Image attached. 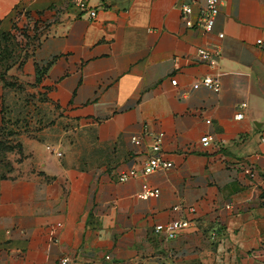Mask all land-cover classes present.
Here are the masks:
<instances>
[{
	"label": "crops",
	"instance_id": "obj_1",
	"mask_svg": "<svg viewBox=\"0 0 264 264\" xmlns=\"http://www.w3.org/2000/svg\"><path fill=\"white\" fill-rule=\"evenodd\" d=\"M184 1L89 0L88 18L67 0H0V32L21 8L42 26L24 77L41 76L36 89L59 130L26 140L0 176V264H57L63 255L100 264L105 254L113 264H264L252 255L264 240V0H221L210 32L181 22ZM194 1L196 16L203 0ZM208 46L219 53L215 67L195 58ZM217 72L218 92L192 88ZM64 119L83 134L84 151L64 141ZM156 133L172 166L141 175ZM130 170L137 174L119 179ZM143 183L159 195L137 197ZM178 218L191 223L175 238L154 231Z\"/></svg>",
	"mask_w": 264,
	"mask_h": 264
},
{
	"label": "rangeland",
	"instance_id": "obj_2",
	"mask_svg": "<svg viewBox=\"0 0 264 264\" xmlns=\"http://www.w3.org/2000/svg\"><path fill=\"white\" fill-rule=\"evenodd\" d=\"M13 25L9 33L0 35V81L7 89L0 125V176L10 173L22 159L26 140L45 142L59 132L52 127L58 118L36 89L41 76L37 83L24 77L29 76L25 61L42 26L26 14L16 15ZM65 140L74 151H84L83 134L64 119Z\"/></svg>",
	"mask_w": 264,
	"mask_h": 264
},
{
	"label": "built area",
	"instance_id": "obj_3",
	"mask_svg": "<svg viewBox=\"0 0 264 264\" xmlns=\"http://www.w3.org/2000/svg\"><path fill=\"white\" fill-rule=\"evenodd\" d=\"M68 4L77 8V10L81 14H87L88 18H95L96 16V10L92 9V7L89 4V0H67ZM196 4V1L194 0H188L182 2L178 9L180 12V20L181 22L188 28H199L203 30L204 32H210L213 29V25L215 22V18L219 13L220 6L222 4L221 0H203L202 5L199 8V11L197 15L195 16V9L194 6ZM26 10L24 8H21L18 13H16L17 16L19 15H25ZM222 33H218V37H222ZM258 43L261 44V40H258ZM195 58L197 61L202 62L210 67H215L218 63V57L219 53L216 48L213 47H204L199 48L195 51ZM220 72H217L215 75L206 74L204 76H201L198 78L193 84L192 88L197 89L200 86L209 88L213 90L214 92H218L220 88ZM171 84H176V80H171ZM245 104H242L244 106ZM243 118L242 112H237L234 115V119L240 120ZM206 122H209V120H206ZM162 133H156L152 135V142L149 145V152L146 155L145 159L143 160L141 164V175H147L155 170L159 169H168L172 166V163L169 161L164 160L160 156V150H161V139H162ZM132 143L139 145L142 141V138L140 136H132L131 137ZM200 144L202 148H206L210 144L209 136L204 135L200 138ZM48 150H52L50 146L46 147ZM57 156L61 155V152L58 150L54 151ZM241 171L248 176L249 178H254L257 175V169L250 165H240ZM262 171H264V166L261 168ZM137 172L135 170H130L127 172H121L119 174L120 180H126L129 177L135 176ZM137 197L141 199H147L150 197H157L159 195V190L157 188H152L148 184L143 183L141 186V189L137 192ZM229 208L230 206H226ZM174 209H177L175 207ZM193 211V209H192ZM191 221L184 219V218H178L174 220L167 221L165 223H159L156 224L154 227V231L156 233L163 234L165 239H173L176 237L178 231L180 229L186 228L190 225ZM253 257H262L264 256V240L261 242L260 246L253 250L252 252ZM113 264V260L110 255L105 254L103 256V261L100 262V264ZM57 264H97L95 262H80L75 257H71L68 255L60 256L57 260ZM99 264V263H98Z\"/></svg>",
	"mask_w": 264,
	"mask_h": 264
},
{
	"label": "trees",
	"instance_id": "obj_4",
	"mask_svg": "<svg viewBox=\"0 0 264 264\" xmlns=\"http://www.w3.org/2000/svg\"><path fill=\"white\" fill-rule=\"evenodd\" d=\"M4 34H5L4 32H0V35H2V36H3Z\"/></svg>",
	"mask_w": 264,
	"mask_h": 264
}]
</instances>
